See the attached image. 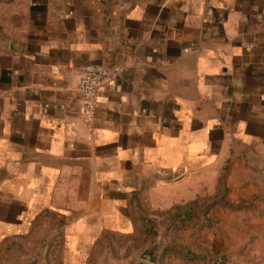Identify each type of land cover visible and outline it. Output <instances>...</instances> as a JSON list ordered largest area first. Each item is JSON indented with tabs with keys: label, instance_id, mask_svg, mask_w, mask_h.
<instances>
[{
	"label": "crops",
	"instance_id": "0c3cea01",
	"mask_svg": "<svg viewBox=\"0 0 264 264\" xmlns=\"http://www.w3.org/2000/svg\"><path fill=\"white\" fill-rule=\"evenodd\" d=\"M90 65L105 76L89 127ZM220 182L231 208L205 249L264 264V0L0 1L1 240L50 211L86 264L123 206L158 194L168 211Z\"/></svg>",
	"mask_w": 264,
	"mask_h": 264
},
{
	"label": "rangeland",
	"instance_id": "374dc122",
	"mask_svg": "<svg viewBox=\"0 0 264 264\" xmlns=\"http://www.w3.org/2000/svg\"><path fill=\"white\" fill-rule=\"evenodd\" d=\"M125 206H123L122 208L123 213L119 220L114 221L112 224L111 222H108L109 228L111 229L109 230L111 232H108V234L111 235L107 237L102 236L101 238H98L99 243L97 244L93 255L91 256V260L88 263L86 262V264H138L139 262L144 263L139 260V255L143 252L145 248L154 244L159 239L161 234L164 235L163 241L166 245L164 251L169 248L166 237L169 223L163 221V214L166 211H154L157 209H163L167 206V204H165V199H162L160 195L155 194L154 197L147 198L146 202L144 200V203H142L141 206H134L135 214L142 215L145 212L144 216H153V218L156 219L155 221L157 229L159 231V234L154 238V241L151 244L144 246L143 248H140V244L143 243V239H145V231L143 230V234H141L139 233V230H135V227L132 226L129 221V218H131V213H129L128 218L126 212V208L129 210V207L127 206L125 208ZM130 212H132V210ZM67 223L68 222H65V224L62 225L59 221L43 222L39 227V232L35 233L31 237V240L22 242L21 250L19 251V253L13 252L9 255L11 259L10 261H14L13 259L19 257V259H21L22 261L21 264H33L31 256H34V254L32 253V251L34 252V250L40 248L42 250V256L40 262H38L37 264H81V259H79L75 254L67 251V241L69 240V238L67 237L68 232L66 231V229L64 230ZM140 223L144 225L143 222H139L138 226L141 225ZM71 228L73 232L77 229L75 227ZM4 233L6 232L0 228V244L2 241L1 236ZM64 233L66 234L65 236ZM129 233H132V235L136 234L137 236L130 237V235H128ZM171 236L174 237L173 239H175L176 242L184 244L186 247L190 248L191 251L194 249L207 250L205 248L211 242V235L209 229H202L195 236L194 231L189 228L185 229L181 234L176 235L174 233ZM53 238H55L56 243L60 245V248L46 255V249L42 248L48 246V244ZM41 239L45 241L46 245L42 246L40 244ZM93 239L96 238H83L81 236H75L73 238L75 243H82L83 246L88 245L87 248L91 247V243L94 241ZM164 251L162 253V256L164 254ZM167 264L183 263L180 260L171 259L170 262H168Z\"/></svg>",
	"mask_w": 264,
	"mask_h": 264
},
{
	"label": "trees",
	"instance_id": "16d2710c",
	"mask_svg": "<svg viewBox=\"0 0 264 264\" xmlns=\"http://www.w3.org/2000/svg\"><path fill=\"white\" fill-rule=\"evenodd\" d=\"M6 3H10L11 0H0ZM227 189L220 182L217 190V194L210 198L205 197L200 200L192 201L184 205H176L170 210L166 211L164 215L165 222L169 223L167 228V242L169 248L164 251L163 256L161 257L160 264H167L171 259L180 260L183 264H226L227 260L225 258H217L211 256V254L207 250L194 249L190 250V248L186 247L184 244L176 242L172 234H181L185 229H192L194 231V235L196 236L202 229H211L214 224L217 222L215 212L218 208H231L226 202ZM145 213V212H144ZM137 215L134 213L131 214L132 221L135 225V230H139V233L143 234L144 230V238L143 243H141V247L147 246L154 241V238L158 236L159 231L157 229L156 221L150 219L149 216ZM53 222L59 221L60 224L64 225L66 220L64 217L55 214L50 211L43 212L33 223L31 226V230L27 235L24 236H14L7 237L1 241L0 244V264H21V259L19 257L13 259L14 261H10L9 255L13 252L19 253L21 250L22 242L31 240V237L39 232V227L43 222ZM139 222H143L144 225H139ZM189 227V228H188ZM111 234H105L103 237L110 236ZM134 234L130 237H136ZM102 237V236H101ZM100 237V238H101ZM173 239V240H172ZM99 243V239L97 240L93 251L90 253L87 263L91 260V256ZM40 244L46 245L44 240H40ZM60 245L56 243L55 238H53L48 246L43 247L42 249H46V255L52 253L55 250H58ZM34 256H31L33 264H37L41 260L42 250L40 248L32 251ZM36 258V259H35ZM16 260V261H15ZM144 264V263H138Z\"/></svg>",
	"mask_w": 264,
	"mask_h": 264
},
{
	"label": "built area",
	"instance_id": "2783aa9c",
	"mask_svg": "<svg viewBox=\"0 0 264 264\" xmlns=\"http://www.w3.org/2000/svg\"><path fill=\"white\" fill-rule=\"evenodd\" d=\"M105 72L97 66H86L82 70L79 92L82 96V120L91 126L95 120L99 91L103 85Z\"/></svg>",
	"mask_w": 264,
	"mask_h": 264
},
{
	"label": "water",
	"instance_id": "95a60500",
	"mask_svg": "<svg viewBox=\"0 0 264 264\" xmlns=\"http://www.w3.org/2000/svg\"><path fill=\"white\" fill-rule=\"evenodd\" d=\"M163 236L164 235L161 234L159 239L154 244L143 250L138 257L141 262L146 264H159L162 253L166 248Z\"/></svg>",
	"mask_w": 264,
	"mask_h": 264
}]
</instances>
